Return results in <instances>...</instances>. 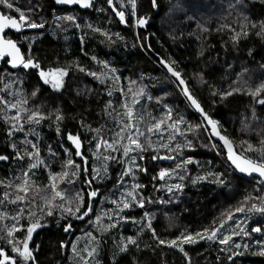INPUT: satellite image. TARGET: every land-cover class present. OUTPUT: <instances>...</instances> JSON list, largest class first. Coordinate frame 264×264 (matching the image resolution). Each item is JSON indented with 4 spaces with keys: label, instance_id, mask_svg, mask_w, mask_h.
<instances>
[{
    "label": "trees",
    "instance_id": "obj_1",
    "mask_svg": "<svg viewBox=\"0 0 264 264\" xmlns=\"http://www.w3.org/2000/svg\"><path fill=\"white\" fill-rule=\"evenodd\" d=\"M14 7L31 13L34 20L45 22L43 29L31 32H23L19 35L7 32V35L19 41L22 51L27 53L31 45V53L38 58L44 68L68 67L69 73L64 78V87L54 91L49 85H44L36 71L25 72L22 69L9 70L7 66L0 69V74L12 75L5 77L0 82V88L9 79L16 83L11 85L15 92L22 89L27 97L29 108L39 107L45 114L54 113L59 109L64 116L60 122L62 136H57L56 125L53 123L54 115L50 119L35 126L39 139L30 133V126L25 125V132H29L28 139L37 143L41 149V158L46 160L48 167L53 171L61 170V161L65 159L64 147H68L74 158V152L66 143V135L71 132L78 134L83 141V154L89 158L88 168L91 173L93 160L89 148H94L92 135L87 128H82L80 121L92 128L104 126V137L111 139L112 132L118 131L115 121L104 113V105L111 100L114 106L121 103L120 91L114 90L112 96H108L109 88L127 90L128 81L135 80L139 85L146 87L148 95L153 97L148 100L147 95L141 98L139 105L134 106L138 114L144 112L154 117H161L163 105H169L174 113L185 116L188 122L196 123L200 118L188 107V102L172 83L173 79L168 76L160 59L168 60L171 57L177 62V70L182 72L183 78L188 82L192 94L196 97L203 109L223 125L222 133L234 141L250 139L258 146L259 131L264 135V107L254 105L251 97L234 94L221 102L219 97L211 95L212 85L220 90H227L237 73L244 72V79L253 87L264 81V37L257 36L259 23L264 22V2L262 0H242L240 4L236 0H159V9H152L150 0H138V13L147 15L149 22L145 29H133L131 24L130 9L126 16L127 24H120L115 14L108 8L106 0H94L95 7L81 10L75 8H58L53 0H12ZM95 8L103 11L97 12ZM0 12L18 16L15 11H9L0 5ZM73 15L76 24L68 21H59L60 28L56 27L55 16ZM242 15H247L249 20L256 22L258 27L250 29L247 37H241L234 45L231 41V32L221 29V25L228 24L239 31V20ZM93 28H100L110 34L109 37L93 32ZM198 25L200 27H198ZM201 28L208 29L201 31ZM122 39H118L115 34ZM22 36L29 37L23 40ZM34 37V39H33ZM144 37H148L144 40ZM142 41V42H141ZM92 57H96L93 60ZM96 61H105L110 67L115 68L116 75L120 77L119 84L107 79L104 83L99 82L86 72H80L75 65L84 67L87 71L100 73L107 72ZM231 66V67H230ZM200 73L206 83H200L196 74ZM168 76V79L165 77ZM39 89L35 97L31 96L33 90ZM5 99H12L7 92H0ZM161 97L158 104L156 98ZM216 101L213 103V101ZM255 107L258 120L251 122L249 134L238 131L242 128V118L251 116V109ZM2 107V106H0ZM119 110V109H118ZM111 111V109H109ZM122 111V110H121ZM14 115V110L8 112ZM4 113H0V155L9 156V160L0 161V180H14L27 167V159H13L14 151L8 147L11 142L18 143L24 137V132H16L12 137L7 135L9 125L5 124ZM149 116H145V121ZM144 127V122H141ZM166 135V134H165ZM187 138L193 140L192 149L184 148L181 155L173 160L151 159L155 153H144L146 161L139 163L147 168V173L137 172L135 180L126 176L118 182V175L122 172L123 164L109 161V169L106 176L100 181H93L92 188L98 189L97 197L93 198L91 211L83 220L71 217L60 220L58 216L45 217L42 221L45 227L37 229L33 234L31 246L35 249V257L38 264H77V258L72 253L71 242L80 238L77 245L83 248L88 240L86 233L91 232L98 238V253L96 259L99 264H113L114 258L119 264H231L227 261L226 254L219 251L222 247L218 241L201 240L194 245H183L189 259H185L183 253L166 245H160L158 240L152 238V232L147 228L137 238L139 249L129 245L127 253H119L121 237L136 236L142 224L146 223L144 213L154 214L152 227L159 239L170 240L179 235L181 231L196 232L212 224L222 211L229 206H234L248 193L261 194L257 189L261 185L257 179H246L237 173L233 174L224 156L217 155L216 150L208 146L206 135L201 133L198 138L188 133ZM157 140L153 136V141ZM178 140H183L179 137ZM51 146L57 156L53 157L48 152ZM238 150V149H237ZM160 155H166L164 149L159 150ZM119 155V153H113ZM191 156L199 162L187 165L188 174L185 176L184 188L179 193H169L160 185L180 183L177 175L166 177L165 180L156 179L161 168L172 169L181 159ZM75 160V158H74ZM76 161V160H75ZM76 163H81L76 161ZM99 166L100 162H95ZM219 171L225 174L226 185L212 182V179L198 181L193 184L192 177L203 174L205 171ZM34 180L40 184L47 183L48 172L43 166L34 170ZM178 174H183L177 170ZM133 183L145 185L138 189L139 195L145 198L143 208L130 207L121 213L129 217L126 221H119L118 226L106 232L96 230L95 218L101 215V222L107 225L118 221L113 214L109 221L105 213L115 209L112 200L120 198L124 189H131ZM61 187L73 194L75 191L87 192L88 186L83 184L81 178L74 185L62 184ZM5 189L0 186V193ZM8 191H12L9 189ZM2 198V197H0ZM153 201L148 203V201ZM157 201H170L158 203ZM8 205V209L15 208ZM244 214H235L233 220L227 222V227L234 226L235 220L243 219ZM59 220V223L57 221ZM71 220L72 229L68 234L63 231V225ZM136 221V222H134ZM256 222L264 224V217L255 215L249 220V225L255 226ZM26 223V221H24ZM250 231L249 226H245ZM237 242H251L264 240V235L255 237H234ZM61 241L65 247L61 249ZM0 246H5L0 241ZM10 251V249H9ZM217 257H220L218 260ZM236 264H264V257L246 254L236 259Z\"/></svg>",
    "mask_w": 264,
    "mask_h": 264
},
{
    "label": "snow or ice",
    "instance_id": "obj_2",
    "mask_svg": "<svg viewBox=\"0 0 264 264\" xmlns=\"http://www.w3.org/2000/svg\"><path fill=\"white\" fill-rule=\"evenodd\" d=\"M54 2L57 5H78L81 9L95 7L94 0H54ZM241 2L242 0H236L237 4ZM106 3L122 25L128 23L126 16L129 13V9L130 27L133 29L143 28L148 23L149 17L138 13V0H106ZM150 3L152 9H159V0H150ZM0 5L18 14V16H12L0 12V61L6 62L12 69L35 70L39 80L44 85H49L54 91L59 92L64 87V78L68 75L69 68L63 66L44 68L40 60L32 55L31 45H29V51L25 53L19 46V41L7 35L8 30L21 33L23 29H43L45 22L42 19L40 22L34 20L28 14L31 13L32 9H29L28 13H26L20 8L14 7L12 0H0ZM95 10L97 12L103 11L101 8H95ZM55 20L57 21V28L61 27L59 21H68L76 24V17L73 15L55 16ZM76 27L79 28L80 25L76 24ZM88 27L102 36H110L108 32L102 31L100 28H93L91 25H88ZM198 27L200 26L198 25ZM257 27V23L249 20L247 15H242L239 20V31L232 28L231 25H221V29L227 28L231 32L230 39L234 45L241 37H247L250 29H256ZM207 30L206 28H201V31ZM255 34L264 37V22L259 23V30ZM115 35L118 39H122L118 33ZM22 39L28 40L29 37L22 36ZM143 39L147 40L148 37ZM92 59L96 60V57H92ZM96 62L101 64L104 69H107V72L87 71L78 64L75 67L78 71L86 72L87 75L92 76L101 83L111 79L114 84H119L120 77L116 75L117 70L115 68L110 67L105 61ZM159 63L166 69L167 74L174 78L172 83L175 88L185 97L188 107L199 114L200 120L196 123L188 122L184 115L174 113L173 109L167 104L163 105L164 111L159 118L151 116L147 112L138 114L134 106L140 104L141 98L147 95L148 100H152L153 97L147 94L145 86L139 85L135 80L128 81L129 87L127 90L109 88L107 91L108 96H112L114 90L120 91L121 103L118 106H114L111 100L107 101L104 105V113L115 121L119 130L113 131L111 139H107L104 137L103 125L100 128H92L90 125H85L83 121H80L81 127L87 128V131L91 133L92 143H94V148H89L93 160L91 173H89L88 168L89 158L81 150L83 141L78 134H72L71 132L67 133L66 139L75 150L74 156L79 157L83 163H76L69 148L61 144L65 154V159L61 161V170L58 172L51 170L47 161L41 158L40 147L37 143L28 139V135L31 133L39 139L40 134L36 132L35 126L40 125L42 121L50 119L54 115L53 123L56 125L57 136H62L60 122L64 119L63 114L59 109H56L54 113L45 114L40 111L39 107L29 108V101L23 90L12 91L11 85L16 83L15 80L9 79L8 83H4L3 88H0V92L6 91L7 95L12 97V99H5L0 96V106H2L0 107V113H4L5 124L9 125L7 135L12 137L16 132H24L23 139L18 143H9L8 147L15 153L13 159L24 160L26 158L28 161L27 167L16 175L14 180H8L7 182L0 180V186L5 189L3 193H0V197H2L0 198V241L5 242V246H0V264H38L34 255L35 249L30 244V241L33 240V234L37 229L46 226L42 223L45 217L58 216L60 220L68 217L83 220L87 217L91 211L93 198L97 197L98 194V189L92 188V182L100 181L106 176L109 169V161H118L124 165L122 172L118 175V182L126 176H131L135 180L137 172L147 173V168L139 163V161H146L147 158L144 153H155L151 155L153 161L158 159L173 160L181 155L182 149H192L194 143L193 140L187 138L188 133L193 134L197 138L201 133L205 134L208 146L216 150L217 155L225 157L226 163L230 165V170L233 174L240 173L248 177H252L255 174L258 177L256 183L261 185V188L257 189V191L261 194L253 195L248 193L236 205L229 206L221 212L218 224L216 219H214L208 227H204L194 233L186 230L181 231L179 235L170 240L158 238L151 223L154 214L145 212L142 219L147 222L141 225L135 237H121L119 253H127L129 245H134L139 249L137 238L147 228L152 232V238L158 240L160 245L177 249L189 261L190 258L183 245H194L201 240L218 241L222 246L219 251L226 254V259L231 264H236V259L246 254L264 257V240L237 242L233 239L234 237H249L252 233L264 235V224L256 222L255 226L249 225V220L253 216L258 214L264 217V135H261L259 131L256 133L258 146L253 144L250 139H241L237 142L224 135L222 133L223 125L220 121L209 115L192 94V90L189 88L188 82L183 78L182 72L177 70V62L169 57L168 60L160 59ZM261 69H264V64L261 65ZM246 71L245 69L244 72ZM244 72L236 74V80L232 81L227 90H220L209 85L212 89L211 95L213 97L218 96L220 101L223 102L234 94H242L251 97L254 105L264 107V81L253 87L248 80L244 79ZM11 75L6 69L5 73L0 74V82H3L6 76L10 77ZM196 76L200 83H206L202 74L197 73ZM165 78L168 79V76ZM38 91L39 89L33 90L31 96L35 97ZM161 99V97H157L156 102L159 104ZM215 102L214 100L213 103ZM12 110H14V115H8V112ZM145 116H149L147 121H145ZM256 120H258V117L253 106L251 116L242 118V128L238 131L249 134L251 132V122ZM141 122H144L143 128L141 127ZM25 125L30 126V133L25 132ZM261 131H264V129ZM153 136L157 137L155 142L153 141ZM179 137H182L183 140H178ZM160 149H164L167 154L160 155ZM48 152L53 157L57 156L51 146L48 147ZM113 153H119V155H113ZM9 158L7 155H0V161H7ZM96 161L100 162L99 166L95 163ZM193 163L199 166L198 161H195L191 156H187L181 159L175 165V168H161L152 179L165 180L166 177L177 175L178 180L181 181L180 183L164 184L159 187L166 188L169 193H179L184 188L182 182L188 174L187 165ZM39 166H43L48 172L47 183L45 184H40L33 179L36 175L34 170ZM177 170H180L183 174H178ZM224 176L225 174L222 172L208 170L203 174L193 176L191 182L195 184L198 181L211 178L212 182L227 186ZM81 178L83 179V184L88 186L89 190L87 192L75 191L70 195L67 190L61 187L62 184L74 185ZM144 187L145 185L143 184L133 183L130 190L124 189L119 199L111 201L115 205V209L105 213L109 221L112 220L113 214L118 218V221L105 225L101 222V215H97L94 222L96 230L106 232L109 229L116 228L119 221L128 220L129 217L121 214L124 209H129L133 206L143 208L145 198L139 195L137 190ZM9 189L12 191H8ZM152 202L151 200L148 201V203ZM157 202L168 203L170 201ZM8 205L16 207L9 210ZM238 213L244 214L243 219L235 220L234 226L227 227V231H225L227 222L233 220L235 214ZM57 223H59V220ZM245 226H249L250 231ZM71 229L72 223L69 220L63 225V231L68 233ZM85 235L88 243L83 248L77 247L80 242L79 237L71 242L72 253L77 258V264H99L96 259L98 238L91 232ZM60 247L61 249L65 247L63 241H61ZM217 259L219 260L220 257H217ZM113 264H119V261L114 258Z\"/></svg>",
    "mask_w": 264,
    "mask_h": 264
},
{
    "label": "water",
    "instance_id": "obj_3",
    "mask_svg": "<svg viewBox=\"0 0 264 264\" xmlns=\"http://www.w3.org/2000/svg\"><path fill=\"white\" fill-rule=\"evenodd\" d=\"M53 2H54V0H53ZM55 3V2H54ZM56 5V7H58V8H75V7H78V8H80L78 5H57V4H55ZM81 9V8H80ZM81 10H86V9H81ZM148 22H149V19H148ZM148 24V23H147ZM147 24H146V26H147ZM146 26L145 27H143V29H145L146 28ZM35 30H37V29H23L22 30V32L21 33H23V32H31V31H35ZM8 32H10V33H13V34H17V35H19V34H21V33H16L15 31H12V30H8ZM2 62L3 61H0V67H1V65H2ZM6 66H7V68L9 69V70H12V71H16L17 69H22V70H24L23 68H17V69H12L10 66H8L7 64H6ZM163 67V66H162ZM165 71H166V69H164ZM25 72H29V71H35V70H24ZM167 73V72H166ZM168 76L170 77V75L168 74ZM170 78H172V77H170ZM173 80H174V78H172ZM192 111L199 117V114L198 113H196L193 109H192ZM200 118V117H199ZM213 139H215V138H213ZM66 143L70 146V148L72 149V151L74 152L75 150H74V148L71 146V144H70V142L69 141H67V139H66ZM82 152H83V144H82ZM74 158H75V160L76 161H80L81 163H83L81 160H80V158L79 157H75L74 156ZM229 167H230V165H229ZM238 175H240V176H242V177H244V178H246V179H258V177H256V175L255 174H253V176L252 177H248V176H244L243 174H240V173H237ZM252 235L253 236H255V237H259L261 234L260 233H252Z\"/></svg>",
    "mask_w": 264,
    "mask_h": 264
},
{
    "label": "flooded vegetation",
    "instance_id": "obj_4",
    "mask_svg": "<svg viewBox=\"0 0 264 264\" xmlns=\"http://www.w3.org/2000/svg\"><path fill=\"white\" fill-rule=\"evenodd\" d=\"M4 65L6 66V62L3 61V62H2V65H1V67H0V69H1ZM64 233H65V232H64ZM68 233H69V232H68ZM68 233H65V234H68Z\"/></svg>",
    "mask_w": 264,
    "mask_h": 264
},
{
    "label": "rangeland",
    "instance_id": "obj_5",
    "mask_svg": "<svg viewBox=\"0 0 264 264\" xmlns=\"http://www.w3.org/2000/svg\"><path fill=\"white\" fill-rule=\"evenodd\" d=\"M127 189V188H126Z\"/></svg>",
    "mask_w": 264,
    "mask_h": 264
}]
</instances>
